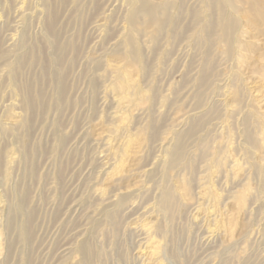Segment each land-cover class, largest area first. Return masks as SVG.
I'll return each instance as SVG.
<instances>
[{
    "label": "rangeland",
    "instance_id": "rangeland-1",
    "mask_svg": "<svg viewBox=\"0 0 264 264\" xmlns=\"http://www.w3.org/2000/svg\"><path fill=\"white\" fill-rule=\"evenodd\" d=\"M147 1L0 0V264H264V0Z\"/></svg>",
    "mask_w": 264,
    "mask_h": 264
},
{
    "label": "bare ground",
    "instance_id": "bare-ground-1",
    "mask_svg": "<svg viewBox=\"0 0 264 264\" xmlns=\"http://www.w3.org/2000/svg\"><path fill=\"white\" fill-rule=\"evenodd\" d=\"M139 3H140V5L138 6V8L132 13V21L134 22L133 25L135 27H136V25H138L137 24V18H138V16L140 14H143L145 17L148 18V21H150L152 23H155L158 26H160L161 25V21L157 17V13L159 11V7L149 4L147 0H139ZM50 28L52 29V25L51 24H50ZM54 37L58 38L55 33H54ZM55 40H57V39H55ZM129 44H131V42H129ZM133 50L134 49L132 48V50H131L132 53L134 52ZM132 57L136 58V56H132ZM35 100H34V98L32 96H29V101H30V103L32 105L35 103ZM26 229L29 230V225L26 227Z\"/></svg>",
    "mask_w": 264,
    "mask_h": 264
}]
</instances>
